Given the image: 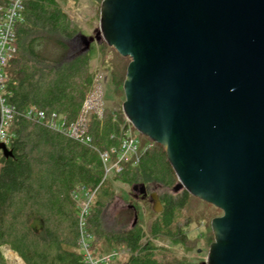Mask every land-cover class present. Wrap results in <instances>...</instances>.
Here are the masks:
<instances>
[{"label":"water","instance_id":"obj_1","mask_svg":"<svg viewBox=\"0 0 264 264\" xmlns=\"http://www.w3.org/2000/svg\"><path fill=\"white\" fill-rule=\"evenodd\" d=\"M76 39L130 57L124 113L164 148L176 191L223 210L203 264H264V0H102L95 35Z\"/></svg>","mask_w":264,"mask_h":264},{"label":"trees","instance_id":"obj_2","mask_svg":"<svg viewBox=\"0 0 264 264\" xmlns=\"http://www.w3.org/2000/svg\"><path fill=\"white\" fill-rule=\"evenodd\" d=\"M15 32L17 51L6 71L9 99L17 114L7 129L13 154L6 157L0 151V245L9 243L28 264H86L79 250L80 213L75 207L80 184L83 190L96 189L84 224L97 239L91 248L94 254L106 251L97 248L103 239L105 246L133 252L123 264H203L144 252V233L138 224L107 225L106 210L114 190L112 179L103 181L100 152L110 155L112 147L120 148L122 111L106 110L101 119L94 116L89 145L87 139L82 143L44 120L24 115L33 104L47 115L64 114L70 124L76 121L92 82V44L88 51L70 56L79 30L59 1L24 0ZM123 73L115 77L116 85L122 83ZM118 174L125 182L145 184L147 190L154 182L170 185L177 180L164 148L156 142L142 152L138 163H124ZM189 195L186 189L176 199L165 196V200L162 195L164 222L155 224V232H168L175 208L184 207ZM181 239H186L182 233ZM0 264H6L1 249Z\"/></svg>","mask_w":264,"mask_h":264},{"label":"rangeland","instance_id":"obj_3","mask_svg":"<svg viewBox=\"0 0 264 264\" xmlns=\"http://www.w3.org/2000/svg\"><path fill=\"white\" fill-rule=\"evenodd\" d=\"M58 1L63 10L68 14L71 23L79 32L88 36L95 35L96 28L100 27L102 0ZM83 45L81 40L74 39L70 47V56L80 52ZM104 45H106V47ZM90 53L91 60L89 72L92 74V82L87 90L78 117L76 118V120H82L83 129L86 132L85 135L90 137L88 145L89 142H92L90 124L94 116L101 119L106 110L112 109L116 112H123L125 118L121 126L129 128V130L133 132L141 146H143L142 152H144L148 148L147 143L150 142V138L140 133L133 126L123 110V102L125 100L123 83L127 66L131 60L130 57L121 55L114 47L108 45L105 40L92 42V50ZM115 72H117V75L124 72V79L121 84L116 85L115 77L117 75ZM58 114L59 117H64V114L60 112ZM121 133L122 128L120 134ZM81 142L83 143V141ZM111 149L109 160L106 163L101 157L102 151L100 152V157L104 166L103 181L112 179L114 190V198L110 201L106 210L107 225L115 227L122 224L126 227H130L135 221L137 214L136 224L142 228V232L144 233L141 239L144 252L151 251L155 252L157 256L185 258L190 261L204 263L208 257L210 244L214 240L211 221L214 217L222 215L223 210L189 192L190 195L186 205L184 207L175 208L174 218L170 227H168L169 229H167L168 232H163L165 230L155 232V224H157V222H164V217L162 215L163 210L155 212L152 208V202L149 196L144 198L142 195L138 198L134 197V191L132 189L133 183H128L118 178L120 170L117 169L119 166H116L117 156L115 152H111ZM178 182V176L174 184L161 185L154 182L149 186V191H157L160 196H170L176 199L180 197L184 190V188L178 191L174 189ZM76 190H78L79 195L75 207L80 213L79 220H81V213L84 209L83 202L87 201V203H90L88 209L90 214L93 204L95 203L96 189L93 191L87 189L83 190V187L78 184ZM165 200H168L167 197H165ZM129 203L135 206L137 212L127 208ZM84 230L87 235V241L91 242L90 247H94L93 243H95L97 239L93 238L85 225ZM181 233L186 236V239H181ZM81 238L82 236L80 233L79 245ZM103 241L105 240L100 239V241L97 242L98 249L101 247V249L104 248V250H106L102 252V254H110L115 250L118 253L115 254L116 257L110 264H123L133 253L128 249H112L110 248L111 245L105 246ZM97 248H95V251L99 253ZM0 249L6 264H28L9 243L0 245ZM79 250L82 251L81 246Z\"/></svg>","mask_w":264,"mask_h":264},{"label":"built area","instance_id":"obj_4","mask_svg":"<svg viewBox=\"0 0 264 264\" xmlns=\"http://www.w3.org/2000/svg\"><path fill=\"white\" fill-rule=\"evenodd\" d=\"M24 10V0H0V105L2 110V123L0 128V141H3L9 147V135L7 128L17 114L16 106L10 102V92L8 89L9 76L6 71V66L14 57L17 51V40L15 26L22 19ZM88 102V101H87ZM90 102V101H89ZM86 105V102H85ZM24 115L29 118H38L46 121V123L62 133L68 134L71 137L80 139L81 141L89 140L85 135L83 123L81 119L68 124L65 117L58 113L47 115L44 110L38 109L36 106H29ZM130 121V120H129ZM131 122V121H130ZM154 141H150L147 147H151ZM142 147L139 140L135 137L129 128L122 127L121 145L120 148L113 147L111 152H115L117 156L116 166L121 170L124 163L134 162L138 163L142 154ZM1 151V150H0ZM103 161L106 163L109 160V152L103 151L101 153ZM89 202H83V210L81 213V253L86 264H110V262L118 254L115 250L113 253L96 255L91 249L87 235L84 230L85 220L89 214Z\"/></svg>","mask_w":264,"mask_h":264},{"label":"flooded vegetation","instance_id":"obj_5","mask_svg":"<svg viewBox=\"0 0 264 264\" xmlns=\"http://www.w3.org/2000/svg\"><path fill=\"white\" fill-rule=\"evenodd\" d=\"M148 193H150V191L148 190ZM147 197V196H146ZM159 197H160V200H161V202H162V196H160L159 195ZM144 198V197H143ZM127 208L129 209V210H133V211H135V212H137L136 211V209H135V206L131 203H129L128 205H127ZM136 222H137V219H135V221L132 223V225H135L136 224Z\"/></svg>","mask_w":264,"mask_h":264}]
</instances>
